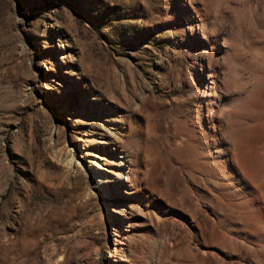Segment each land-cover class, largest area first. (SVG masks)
<instances>
[{"label": "rangeland", "instance_id": "374dc122", "mask_svg": "<svg viewBox=\"0 0 264 264\" xmlns=\"http://www.w3.org/2000/svg\"><path fill=\"white\" fill-rule=\"evenodd\" d=\"M259 190L264 0H0V264H264Z\"/></svg>", "mask_w": 264, "mask_h": 264}, {"label": "bare ground", "instance_id": "6f19581e", "mask_svg": "<svg viewBox=\"0 0 264 264\" xmlns=\"http://www.w3.org/2000/svg\"><path fill=\"white\" fill-rule=\"evenodd\" d=\"M245 147V146H244ZM248 148V147H247ZM235 150V149H234ZM240 150V149H239ZM238 150V151H239ZM242 150V149H241ZM235 151H237V150H235ZM235 153V152H234ZM237 153V152H236ZM250 155V150L249 149H245L244 148V151H243V156H242V158L243 159H250L251 158V156L252 155H250V157H248ZM225 163H227V164H229L230 162H235V160H234V158H233V153L232 154H228V156H226L225 158ZM242 160V159H241ZM244 161V160H243ZM247 161V160H246ZM254 161H255V159H254ZM254 164V163H253ZM233 165V164H232ZM250 165V164H249ZM255 165V164H254ZM233 166H235V168H237V165H233ZM241 168V167H240ZM239 168V169H240ZM242 169V168H241ZM240 169V170H241ZM253 167H251V168H249V172H250V174H252V172H253ZM255 174V173H254ZM263 192V193H262ZM128 193L129 194H131L132 193V191H128ZM263 195H264V191L263 190H259L258 191V195H256V197L253 199L254 201V204L256 203L257 204V206H255V212L258 214V216L260 217V218H263L264 217V197H263ZM253 205V204H252ZM254 211V210H253Z\"/></svg>", "mask_w": 264, "mask_h": 264}]
</instances>
